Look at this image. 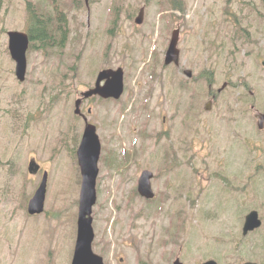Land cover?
Masks as SVG:
<instances>
[{"label": "rangeland", "instance_id": "obj_1", "mask_svg": "<svg viewBox=\"0 0 264 264\" xmlns=\"http://www.w3.org/2000/svg\"><path fill=\"white\" fill-rule=\"evenodd\" d=\"M90 3L88 12L82 2L55 0L67 45L53 52L31 44L21 83L8 32H27L29 8L53 11V5L0 0V264L72 263L82 182L77 150L85 125L74 104L101 70L119 67L123 96L95 97L82 106L102 143L94 251L106 264H172L176 257L184 264H264V130L253 118L264 113V0ZM142 7L144 22L136 25ZM51 19L56 29V12ZM178 26L180 66L166 67ZM205 76L215 90L225 82L228 88L210 113L193 120L190 108L203 109L211 97ZM191 126L211 134V147L200 136L192 143L199 150H186L195 138L184 137ZM214 143L223 147L217 155ZM32 156L49 180L43 215L29 216L28 201L40 182L27 173ZM174 156L177 168L163 173L176 166ZM146 169L154 173L155 201L137 192ZM252 210L263 222L250 240L258 244L237 245Z\"/></svg>", "mask_w": 264, "mask_h": 264}, {"label": "water", "instance_id": "obj_2", "mask_svg": "<svg viewBox=\"0 0 264 264\" xmlns=\"http://www.w3.org/2000/svg\"><path fill=\"white\" fill-rule=\"evenodd\" d=\"M89 5V0H84ZM143 22V10L140 16L136 19V23ZM10 52L13 59L17 62L16 75L19 80L23 81L26 74V50L28 48V36L21 32H10ZM179 31L173 32L172 40L169 45L166 63L173 61L178 63L179 50ZM186 74L191 77L192 73L187 71ZM124 73L122 69L114 71L112 69L103 70L100 72L94 88L84 92V98H90L94 95H99L102 98L119 99L124 92ZM105 81L104 85L101 82ZM82 100L76 102V114H80V105ZM91 112V110L89 111ZM260 129L264 128V116L257 115ZM96 126L87 123L81 145L78 150V160L83 176V183L80 195L79 218H78V237L76 249L72 264H105L101 256L95 254L92 249L94 240V230L92 227V209L97 201L96 180L98 176V161L101 153V143L97 135ZM39 166L35 163L31 164L30 172L37 173ZM47 173L44 174L43 181L37 190L34 197L30 200L28 211L30 214H40L44 210L46 198ZM152 173L145 171L139 182V193L146 198H153L154 194L151 188L150 180ZM261 222L258 219V213L252 212L246 218L244 233L260 227ZM174 264H182L179 259ZM206 264H216L208 262ZM250 264V263H248Z\"/></svg>", "mask_w": 264, "mask_h": 264}, {"label": "trees", "instance_id": "obj_3", "mask_svg": "<svg viewBox=\"0 0 264 264\" xmlns=\"http://www.w3.org/2000/svg\"><path fill=\"white\" fill-rule=\"evenodd\" d=\"M36 15H33L34 18L32 15L30 16V21H33L34 24L30 31L31 40L44 49L54 47L62 50L64 48L63 39L60 41V36L56 35L57 30L51 27V13L41 10ZM61 21L60 17L59 21L56 19V22L60 24ZM58 30L61 31V27Z\"/></svg>", "mask_w": 264, "mask_h": 264}]
</instances>
